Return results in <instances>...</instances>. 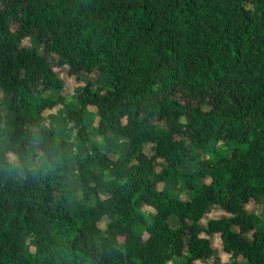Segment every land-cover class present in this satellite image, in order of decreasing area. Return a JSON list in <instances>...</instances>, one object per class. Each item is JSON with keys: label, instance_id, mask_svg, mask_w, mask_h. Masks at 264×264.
Instances as JSON below:
<instances>
[{"label": "trees", "instance_id": "1", "mask_svg": "<svg viewBox=\"0 0 264 264\" xmlns=\"http://www.w3.org/2000/svg\"><path fill=\"white\" fill-rule=\"evenodd\" d=\"M49 55L82 83L65 111L80 189L44 125L66 106ZM94 72L101 92L80 76ZM0 95V264H195L214 234L220 264H264V223L245 208L264 197V0H0ZM88 112L99 135L127 139L122 158L90 142Z\"/></svg>", "mask_w": 264, "mask_h": 264}, {"label": "rangeland", "instance_id": "2", "mask_svg": "<svg viewBox=\"0 0 264 264\" xmlns=\"http://www.w3.org/2000/svg\"><path fill=\"white\" fill-rule=\"evenodd\" d=\"M22 44L24 46H37V40L34 37L31 38H25L22 41ZM40 50V49H39ZM49 58L52 60V63L54 65L53 71L58 75V77L63 82V88L61 91V95L66 102V106H57L55 111L53 110L49 112H45V121L44 125L50 129H53L55 132H57L61 137H63L67 142V151L69 155V182L70 185L73 188L80 189L82 187V184L74 170L73 161L75 159L76 155L82 154V148L77 143V140L74 138L73 134L69 131L67 127V123L65 122V111L68 108H77V97L76 94L80 87L82 86L81 81H76L74 77H68L65 74V68L64 67H57L56 66V59L53 55H49ZM82 78L89 79L95 83L94 90L97 92H101L103 88L107 85L108 78L104 75H99L91 73V74H80ZM48 97L55 99L57 95L59 94L57 91H50L46 93ZM0 105H1V111L2 113H5L7 111V105H8V97L5 95H0ZM90 109L94 110V107L90 106L88 107ZM91 112H88L85 115V124L87 128V133L89 136V140L91 143L98 146V148L104 152L107 153L108 156L112 159H120L122 158L126 153L127 148V139L118 136L113 131L108 132L106 135L101 136L96 132V128L94 126V117ZM225 145L224 143H217L215 147H220ZM226 145H230V143H226ZM214 147L213 144H208L206 146V153H208L212 148ZM187 148V147H186ZM35 162L39 159V156L36 155L34 158ZM9 160L16 163V157L14 155H9ZM182 167L189 166V163L184 160L181 164ZM207 183V181H206ZM195 186H198L199 182H194ZM161 186V185H160ZM158 185V187H160ZM164 189L168 191H172L174 194H176L179 198H185L189 195V192L185 189L184 183L179 180H166L163 185ZM101 192V191H100ZM79 197V194L77 193L72 197V199H75ZM245 208L248 211H252L257 218L258 225L260 227L263 226L264 223V197L260 199L259 203H254L250 201L248 204L245 205ZM143 210L149 214L152 212V209L144 207ZM224 215V213L219 210L218 208H212L210 209L203 219L200 221V225H204L205 221L211 218H216ZM108 221V217H103L98 222V226L100 228H104L106 223ZM174 221H172L173 225ZM201 236L207 237L204 233H201ZM246 236L248 238L251 237L250 233H247ZM211 248L213 250L212 254L204 259L202 262H195V264H220L221 262L229 260V255L223 252L221 247V242L219 239V236L217 234H214L209 237ZM121 241V239H119ZM26 250L28 252L34 251L33 241L31 238H28L26 240ZM186 257V255L183 253L182 257L179 258H173L171 261L166 262L164 264H181L183 259Z\"/></svg>", "mask_w": 264, "mask_h": 264}]
</instances>
